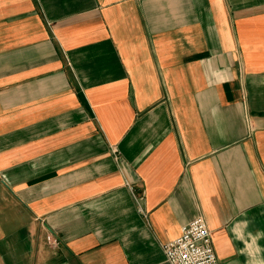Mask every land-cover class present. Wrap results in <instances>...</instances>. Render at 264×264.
<instances>
[{
	"label": "crops",
	"instance_id": "0c3cea01",
	"mask_svg": "<svg viewBox=\"0 0 264 264\" xmlns=\"http://www.w3.org/2000/svg\"><path fill=\"white\" fill-rule=\"evenodd\" d=\"M197 217L246 264L264 0H0V264H170Z\"/></svg>",
	"mask_w": 264,
	"mask_h": 264
},
{
	"label": "built area",
	"instance_id": "2783aa9c",
	"mask_svg": "<svg viewBox=\"0 0 264 264\" xmlns=\"http://www.w3.org/2000/svg\"><path fill=\"white\" fill-rule=\"evenodd\" d=\"M49 243L58 247L61 240L53 234ZM166 261L170 264H220L211 231L203 217H197L183 226L181 235L164 245Z\"/></svg>",
	"mask_w": 264,
	"mask_h": 264
},
{
	"label": "clouds",
	"instance_id": "9594fccd",
	"mask_svg": "<svg viewBox=\"0 0 264 264\" xmlns=\"http://www.w3.org/2000/svg\"><path fill=\"white\" fill-rule=\"evenodd\" d=\"M248 220H242L239 224L247 225ZM233 235L237 240L243 243L244 247L241 249V254L246 255V264H264V247L259 243L264 239V230H257L255 233L245 232L244 229H238L234 226Z\"/></svg>",
	"mask_w": 264,
	"mask_h": 264
}]
</instances>
